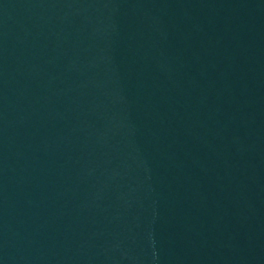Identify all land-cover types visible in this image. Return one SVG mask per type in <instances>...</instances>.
Returning <instances> with one entry per match:
<instances>
[{
  "label": "water",
  "instance_id": "1",
  "mask_svg": "<svg viewBox=\"0 0 264 264\" xmlns=\"http://www.w3.org/2000/svg\"><path fill=\"white\" fill-rule=\"evenodd\" d=\"M0 264H264V0H0Z\"/></svg>",
  "mask_w": 264,
  "mask_h": 264
}]
</instances>
